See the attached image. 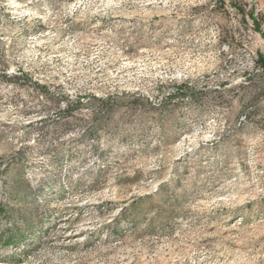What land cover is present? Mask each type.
<instances>
[{
  "label": "rangeland",
  "instance_id": "obj_1",
  "mask_svg": "<svg viewBox=\"0 0 264 264\" xmlns=\"http://www.w3.org/2000/svg\"><path fill=\"white\" fill-rule=\"evenodd\" d=\"M258 53L264 0H0V264H264Z\"/></svg>",
  "mask_w": 264,
  "mask_h": 264
},
{
  "label": "trees",
  "instance_id": "obj_2",
  "mask_svg": "<svg viewBox=\"0 0 264 264\" xmlns=\"http://www.w3.org/2000/svg\"><path fill=\"white\" fill-rule=\"evenodd\" d=\"M248 17L251 19V21L253 22V24L255 25V28L258 30V23L256 22V18L253 16V14L250 12L248 14ZM256 63L261 66L263 68L264 71V54L262 53H258L257 55V59H256ZM16 78V77H14ZM34 90L38 93V95H46L48 94V88L45 85H38V84H33ZM93 100H95L93 98ZM97 101V100H96ZM109 98H105V99H100L99 102L101 104L108 103ZM50 108L52 107H57L58 103L57 102H50ZM81 103L76 101L75 104H69L68 102L64 103V111L69 113L72 112L74 110H76L78 107L77 105H80ZM47 107V109L49 110L50 108ZM46 108V107H45ZM35 235H32L31 237H33ZM34 238V237H33ZM25 242V239L23 237H21V235H17L15 237H7L2 243H0V246L2 247H20L21 245H23Z\"/></svg>",
  "mask_w": 264,
  "mask_h": 264
}]
</instances>
